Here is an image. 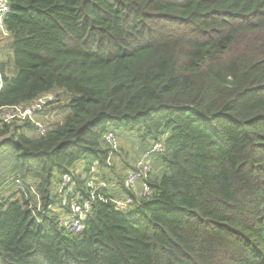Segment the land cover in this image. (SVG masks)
Instances as JSON below:
<instances>
[{"label": "trees", "instance_id": "16d2710c", "mask_svg": "<svg viewBox=\"0 0 264 264\" xmlns=\"http://www.w3.org/2000/svg\"><path fill=\"white\" fill-rule=\"evenodd\" d=\"M7 2L0 108L55 92L36 119L66 115L0 124V264H264V0ZM140 162L147 196L123 190ZM66 175L92 203L80 233Z\"/></svg>", "mask_w": 264, "mask_h": 264}, {"label": "built area", "instance_id": "2783aa9c", "mask_svg": "<svg viewBox=\"0 0 264 264\" xmlns=\"http://www.w3.org/2000/svg\"><path fill=\"white\" fill-rule=\"evenodd\" d=\"M9 10H10V5L8 4L7 0H0V32L2 33L3 37L6 38L9 37V31L7 27L4 25L3 18L4 16H7ZM1 57L2 56H0V61H1ZM4 83H5V78L1 70V63H0V90L3 88ZM55 103H57V98L52 93H49L46 95H41L39 98L28 104L2 107L0 108V124H11L14 121L24 123L25 121L30 120L32 122H36V125L40 129H42L41 125L38 124V121H36V117L40 115L42 112H44L48 106L54 105ZM45 133L46 131L42 132L43 135H45ZM106 140L114 150H117L118 142L116 137L112 133L106 136ZM164 151H165V145L162 143L156 144L152 149L153 153L156 152L162 153ZM150 170L151 169L146 165V163L140 162L135 170L127 174L123 190L131 192L137 196L149 195L150 191L148 186L145 184V179L147 178V175L149 174ZM138 183H141L143 185V191L139 194L137 191ZM98 187L108 188L109 185L105 183H100ZM89 188L93 189L94 184L93 183L89 184ZM32 193L36 195L39 200V195L33 189H32ZM60 193L65 194L66 198L68 196L72 197V199L70 200L71 213L69 216L67 217L63 216L60 219L61 224L70 233L83 232L85 229L84 221L87 218L89 212L91 211L92 203L89 200L82 201L81 199L75 198L73 180L70 176L67 175L64 176ZM94 196H95V192H92V197ZM100 198L103 199L102 197ZM113 202L118 208L123 209L129 207L133 203V198L132 197L116 198L113 200Z\"/></svg>", "mask_w": 264, "mask_h": 264}, {"label": "rangeland", "instance_id": "374dc122", "mask_svg": "<svg viewBox=\"0 0 264 264\" xmlns=\"http://www.w3.org/2000/svg\"><path fill=\"white\" fill-rule=\"evenodd\" d=\"M52 94L55 97L57 95L55 92H52ZM61 100H63V103H66L65 98H61ZM60 101H58V98H57V103H55V104L56 105L59 104ZM65 115H66V112L65 113L55 112V113H53V115H51V114L50 115H46V114L42 115V117L38 118V120H39L38 124L41 125L42 129L39 128L37 134H40L43 136L42 132L46 131L48 124L61 122ZM116 134L118 136L120 148L123 149L126 157H125L124 162L116 161L115 164L118 165V168H122L121 165H123V166L127 165L128 167L132 166V165L133 166L136 165V163L138 161L143 159V153L145 151V148L144 147L141 148V146H140V139L137 137V135H133V133L130 131H127V132L116 131ZM151 160L152 159H148L149 162H151ZM128 167L125 168L123 173L128 171V169H129ZM75 172L77 174H83L81 162L76 166ZM57 181L58 180H56V184H55L57 186L54 190L55 194H57V190H58V182ZM137 186L139 187V189L137 191L142 192L143 191V185L141 183H138Z\"/></svg>", "mask_w": 264, "mask_h": 264}, {"label": "crops", "instance_id": "0c3cea01", "mask_svg": "<svg viewBox=\"0 0 264 264\" xmlns=\"http://www.w3.org/2000/svg\"><path fill=\"white\" fill-rule=\"evenodd\" d=\"M137 187H138V186H137ZM138 189H139V187H138ZM139 193H141V192H138V194H139Z\"/></svg>", "mask_w": 264, "mask_h": 264}]
</instances>
